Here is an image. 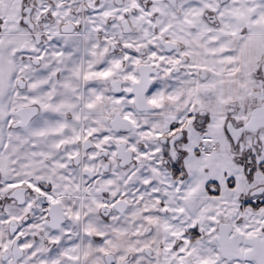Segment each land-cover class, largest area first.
Returning <instances> with one entry per match:
<instances>
[{
	"label": "snow or ice",
	"instance_id": "obj_1",
	"mask_svg": "<svg viewBox=\"0 0 264 264\" xmlns=\"http://www.w3.org/2000/svg\"><path fill=\"white\" fill-rule=\"evenodd\" d=\"M0 264H264V0H0Z\"/></svg>",
	"mask_w": 264,
	"mask_h": 264
}]
</instances>
